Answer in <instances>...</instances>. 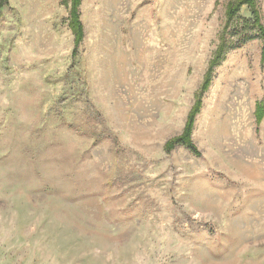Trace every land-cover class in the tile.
Returning <instances> with one entry per match:
<instances>
[{
  "label": "rangeland",
  "instance_id": "obj_1",
  "mask_svg": "<svg viewBox=\"0 0 264 264\" xmlns=\"http://www.w3.org/2000/svg\"><path fill=\"white\" fill-rule=\"evenodd\" d=\"M72 1L0 6V264H264V0Z\"/></svg>",
  "mask_w": 264,
  "mask_h": 264
},
{
  "label": "trees",
  "instance_id": "obj_2",
  "mask_svg": "<svg viewBox=\"0 0 264 264\" xmlns=\"http://www.w3.org/2000/svg\"><path fill=\"white\" fill-rule=\"evenodd\" d=\"M79 2H80L79 0H73L72 1L71 10H70V14H69L70 15L69 16L70 17L69 28L74 35V50H75L77 44H79V42L81 41L82 36H83L82 26H81L80 21L78 19V12H77V6H78ZM5 3H6V0H0V6L4 5ZM246 3L250 4L252 2H251V0H245V1L237 3L236 5H231L230 8L228 9V12H227L228 20L231 21L235 12L238 10L240 4H246ZM255 21H257V20H255ZM260 30L262 31V37H263V41H264V31L262 28H260ZM220 49H221V47L219 48L218 53H220ZM263 53H264V50H263ZM214 61L216 62V59L213 60L212 65L215 64ZM209 81H210V76H209V74H207L205 79H204V82L202 84L201 92L207 88ZM199 107H200V97L197 96V100L195 102V105L193 106V108L191 109V111L187 117L183 134L179 137L172 139L168 143L169 150L171 148H173L175 145H182L185 148H187L190 152L197 154V150L194 147V145L192 144L189 136H190V131H191L192 124L194 121V116L198 112ZM262 112H263L262 105L259 104L257 106L256 112H255V116L258 120L261 119Z\"/></svg>",
  "mask_w": 264,
  "mask_h": 264
}]
</instances>
